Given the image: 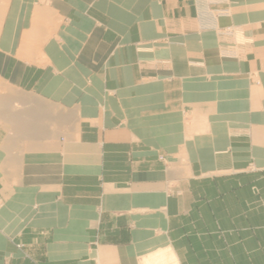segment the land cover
<instances>
[{
  "label": "crops",
  "instance_id": "1",
  "mask_svg": "<svg viewBox=\"0 0 264 264\" xmlns=\"http://www.w3.org/2000/svg\"><path fill=\"white\" fill-rule=\"evenodd\" d=\"M262 1L0 0V264H264Z\"/></svg>",
  "mask_w": 264,
  "mask_h": 264
},
{
  "label": "rangeland",
  "instance_id": "2",
  "mask_svg": "<svg viewBox=\"0 0 264 264\" xmlns=\"http://www.w3.org/2000/svg\"><path fill=\"white\" fill-rule=\"evenodd\" d=\"M193 6L196 8V14H197V19L200 20L201 23H203V25L206 26V28H216L217 27V19L221 16L222 13H220V11L215 10L213 7L226 1V0H189ZM262 6L264 7V0L261 2ZM263 12H264V8H263ZM257 18L262 19L264 17H260L258 16ZM258 19V20H259ZM231 32L233 33H237L239 34L241 31L239 30L238 27H231V28H227L225 30H223V33H229ZM256 76L254 75V80L256 81V83L258 82V79L255 78ZM62 142H64V139H61ZM157 161L160 163V165H170L169 160L167 159V157H165V155H158L157 157ZM246 171H248L249 173L252 174H259L260 173L264 174V169H261L259 167H256L255 165H250ZM219 174L222 176V179H224V177H228V171H224V172H219ZM169 183H167V187H166V194L168 196H180L181 195V191L179 190V187H177L174 183H172L171 181H168ZM252 193L254 194V196H256L259 200H258V206L259 208H261L264 211V201L261 197V190L257 187H252ZM219 233L221 234V237L225 236V232L223 231V229H219ZM238 236L240 237V240H248L249 237L248 235H242L240 236V233L238 232ZM17 248L19 251H22L24 246L23 245H17ZM248 253V252H247ZM249 254V253H248ZM240 255H242V253H240ZM176 264V263H174Z\"/></svg>",
  "mask_w": 264,
  "mask_h": 264
}]
</instances>
